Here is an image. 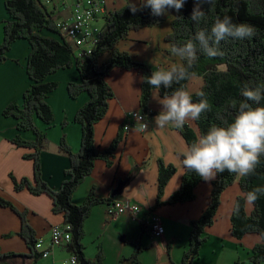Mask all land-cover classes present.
Returning <instances> with one entry per match:
<instances>
[{
    "label": "trees",
    "instance_id": "1",
    "mask_svg": "<svg viewBox=\"0 0 264 264\" xmlns=\"http://www.w3.org/2000/svg\"><path fill=\"white\" fill-rule=\"evenodd\" d=\"M109 10L106 15L100 38L92 52L74 57V47L57 26L55 11L50 10L41 0H6L5 6L9 18L3 20V40L0 43V65L7 59V54L18 39H27L31 45L28 56L27 72L31 84L25 90L21 102L8 104L3 114L13 116L17 120L19 133L13 138L18 146L34 148V152L26 153V158L34 160V177H13L16 190L27 188L35 195L48 194L53 199V212L64 215V224L72 232V240L67 249L77 256V264H105V255L100 249L96 258L92 259L85 254V221L90 216L93 206L99 203H108L109 199L98 197L93 187L85 200L76 204L73 194L80 184L89 176L98 159L111 164L115 152L123 138L122 133L112 141L109 147L101 148L96 143L95 126L108 113L110 100L115 97V91L107 77L115 68L136 69L142 77L150 76L156 71L144 60L138 59L127 50L119 48L122 39L127 38L130 31L143 27H151L165 21L166 14L153 16L149 8L133 14L128 6ZM139 6V5H137ZM194 7V0H186L180 12L175 13L172 20V31L165 36L171 45L181 46L191 39L201 29L210 30L217 17L229 16L233 23H246L257 29V35L252 39L234 40L229 38L222 41L221 56L209 58L198 52L197 61L188 69L189 77L171 88L161 87L160 96L171 95L177 88L183 87L188 91L189 83L194 76H202V87L192 94L193 101L200 99L198 93L203 92L210 104V110L194 121L197 129L190 123L182 128H176L186 139L188 145L194 142L201 134L212 126H222L231 122L237 109L232 108V102L243 99L240 89L248 84L255 87L264 84V0H214L211 5H204L206 19L198 24L190 19ZM109 53V57L101 58ZM169 53L170 49H169ZM186 64V62H185ZM76 65L80 78L68 83V92L72 98L82 93L89 94V100L80 107L74 121L81 126V148L75 151L69 143L66 134L62 135L59 149L70 158L71 165L66 170V178L59 188L52 187L43 177L41 152L47 142L46 131L38 127L36 118L45 123H52L55 114L48 102V95L57 86V82L47 81V76L60 68ZM225 68H221V66ZM157 90L151 85L141 82L142 112L150 110L153 92ZM257 106V105H254ZM259 106H264V100ZM159 112L152 111V114ZM66 122H64L65 124ZM32 131L33 139H27L22 132ZM177 171L175 164L159 161L158 197L157 203L150 212H154L160 205L177 204L192 201L197 198V187L205 182L195 172L185 170L182 176L181 187L168 199L163 200L164 189L170 178ZM213 189L207 207L202 214L190 221V242L177 264H194L200 257L203 245L209 239L207 228L217 220L218 210L222 202L224 191L231 185L238 184L241 194L236 197L231 215V231L235 237L241 238L247 233H258L262 242L257 243L250 256L252 264L264 262V196L249 208L243 194L255 187H264V156L257 166L255 174L240 177L225 171L218 174L212 181ZM0 205L11 208L20 218V237L29 248L27 254L2 253L0 249V264L11 258H24L26 264H35L43 257V252L37 249L39 239L37 231L28 218V209H22L15 203L0 197ZM238 208V210H237ZM143 230L148 226L142 222ZM142 234V233H141ZM135 251L127 258L128 264H139L142 246L140 238L133 242ZM235 264H242L237 260Z\"/></svg>",
    "mask_w": 264,
    "mask_h": 264
},
{
    "label": "crops",
    "instance_id": "2",
    "mask_svg": "<svg viewBox=\"0 0 264 264\" xmlns=\"http://www.w3.org/2000/svg\"><path fill=\"white\" fill-rule=\"evenodd\" d=\"M6 0H0V43L3 40V20L9 18L5 6ZM109 10L119 9L128 3L139 0H106ZM175 13L170 9L164 22L151 27H143L130 31L127 38L118 46L129 51L138 59L144 60L155 70L166 69L178 58L169 53L172 45L165 36L172 31V20ZM31 51L27 39H18L7 54V59L0 65V197L12 201L22 209H28V218L37 231L39 238L44 239L47 246L51 238V229L55 225H65L64 215L53 212V199L48 194L35 195L27 188L15 189L13 177H34V160L26 158V153L34 152V148L18 146L13 138L19 133L17 120L13 116L3 114L5 107L11 102H21L25 90L31 84L27 72L28 56ZM109 53L101 61L106 60ZM141 73L136 69L115 68L107 77L115 91L110 100L107 115L95 126L96 143L99 147H109L112 141L122 133L123 138L115 152L111 164L103 159L95 162L93 172L86 177L73 194V202L82 203L94 187L96 195L109 199H129L141 204L143 210L133 215L123 213L114 219L107 216V203L93 206L90 216L85 221V254L95 259L101 249L105 255V264H128L125 258L136 249L133 243L140 238L142 251L139 264H177L182 258L190 242V221L197 219L207 207L213 189L212 181L201 183L197 189V198L192 201L160 205L156 212L165 227L161 236L152 235L149 229L143 230L141 218H148V213L157 203L159 161L175 164L177 171L167 183L162 199H168L181 187L185 172L181 165L184 148L188 146L186 139L176 127L168 125L157 128L154 117L146 130L136 126L127 127L125 113L129 110L142 112ZM76 65L60 68L47 76V81L57 82L58 86L49 93L48 102L53 108L55 119L48 124L39 118L36 123L46 131L47 142L41 152L43 177L54 188H59L66 178V170L70 167V158L59 149L62 135L66 134L73 149L78 151L82 143L81 126L74 121L77 110L88 100L89 94L82 93L72 98L68 92V83L79 80ZM204 83L202 76L192 77L188 91H198ZM159 95L155 90L154 95ZM151 98L150 109L155 113L161 110L156 100ZM162 98V96H160ZM64 122H66L64 124ZM197 129L194 121L189 122ZM27 139H33L32 131L22 132ZM115 192V194H113ZM231 193L232 198L224 206L225 195ZM241 194L238 184L228 187L222 196L219 217L207 228L208 241L203 245L200 257L194 264H242L250 262L253 247L262 242L258 233H247L238 238L232 234L231 215L236 197ZM249 208L251 205H247ZM221 211L225 215L222 216ZM21 228L19 216L9 207L0 205V249L2 253L27 254L29 248L18 234ZM142 233V234H141ZM72 252L65 247H57L48 257H42L35 264H62L69 260ZM24 258L3 260L1 264H26ZM259 264H264L261 262Z\"/></svg>",
    "mask_w": 264,
    "mask_h": 264
},
{
    "label": "clouds",
    "instance_id": "3",
    "mask_svg": "<svg viewBox=\"0 0 264 264\" xmlns=\"http://www.w3.org/2000/svg\"><path fill=\"white\" fill-rule=\"evenodd\" d=\"M214 0H194L190 19L199 23L206 19L204 5H211ZM186 0H139L130 3L128 8L135 14L143 8H149L153 16L165 15L169 9L180 12ZM257 35V29L246 23H233L232 18L217 17L210 30L201 29L181 46L173 45L170 49L172 56L179 63H173L166 69L152 71L150 76L141 77L142 82L159 90L167 89L188 79V69L197 61L198 52L209 58L223 55L220 44L229 38L234 40L252 39ZM186 62V64H185ZM243 99L232 102V108L237 109L231 122L222 126H212L206 133L198 136L191 145L184 148L181 165L189 172H195L202 180L210 182L218 174L227 171L240 177L255 174L257 166L264 156V106H259L264 100V84L250 87L245 84L240 89ZM200 99L193 101L192 94L183 87L177 88L171 95L162 98L157 94L153 98L161 105V110L154 117L157 128L172 125L182 128L191 121H197L201 115L210 110V104L204 93H198ZM257 105V106H254ZM136 122H143L140 112L130 113ZM147 128V124H144ZM264 196V187H255L243 194L247 205H252ZM238 210V208H237Z\"/></svg>",
    "mask_w": 264,
    "mask_h": 264
},
{
    "label": "built area",
    "instance_id": "4",
    "mask_svg": "<svg viewBox=\"0 0 264 264\" xmlns=\"http://www.w3.org/2000/svg\"><path fill=\"white\" fill-rule=\"evenodd\" d=\"M47 7L52 6L56 14L57 26L68 38L74 47V57H80L84 53L92 52L96 46L104 21L108 13L106 0H41ZM153 110L140 112L144 117L143 122H136L130 113L139 112L129 110L125 113V124L127 127L136 126L140 130H146L151 121ZM143 210L141 204L129 199H115L107 203V216L114 219L123 213L139 214ZM141 221L148 226L152 235L161 236L165 233V227L156 212H149L148 218H141ZM72 240V232L67 225H55L51 229V238L47 246H44V239L39 238L37 249L43 252V257L51 255L52 250L57 247L67 248ZM77 256L72 254L69 260L62 264H77Z\"/></svg>",
    "mask_w": 264,
    "mask_h": 264
},
{
    "label": "rangeland",
    "instance_id": "5",
    "mask_svg": "<svg viewBox=\"0 0 264 264\" xmlns=\"http://www.w3.org/2000/svg\"><path fill=\"white\" fill-rule=\"evenodd\" d=\"M48 8H49V9H52V6L49 5ZM56 16H58V15L56 14ZM221 68H225V66L223 65V66H221ZM224 197H225V200H224V206H227V200L232 198L231 193H227ZM222 202H223V201H222ZM222 202H221V203H222ZM249 206H250V205H249ZM220 207H221V205H220ZM220 207H219V210H218V217H219V214H220ZM221 213H222V216L225 215V212L223 213V212L221 211ZM125 262L128 263V262H129V259H125Z\"/></svg>",
    "mask_w": 264,
    "mask_h": 264
},
{
    "label": "water",
    "instance_id": "6",
    "mask_svg": "<svg viewBox=\"0 0 264 264\" xmlns=\"http://www.w3.org/2000/svg\"><path fill=\"white\" fill-rule=\"evenodd\" d=\"M113 194H115V192Z\"/></svg>",
    "mask_w": 264,
    "mask_h": 264
}]
</instances>
